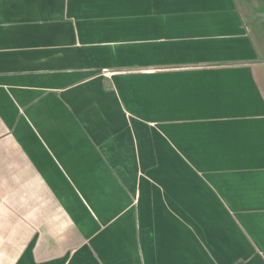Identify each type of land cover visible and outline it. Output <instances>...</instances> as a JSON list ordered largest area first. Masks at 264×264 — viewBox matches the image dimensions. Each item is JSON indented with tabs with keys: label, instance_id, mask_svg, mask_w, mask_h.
I'll use <instances>...</instances> for the list:
<instances>
[{
	"label": "crops",
	"instance_id": "0c3cea01",
	"mask_svg": "<svg viewBox=\"0 0 264 264\" xmlns=\"http://www.w3.org/2000/svg\"><path fill=\"white\" fill-rule=\"evenodd\" d=\"M256 8L239 0H0V90L14 91L0 100L1 114L18 106L16 120L0 116V131L15 140L10 123L37 109L29 137L49 140L46 170L160 172L158 188L134 177L128 187L133 205L142 199L137 216L155 233L149 240L158 234L157 254L180 255L171 264H264ZM57 106L65 109H48ZM113 115L129 131L97 139V123ZM43 118L54 126L47 133L34 126ZM29 153L37 169V152ZM199 208L206 215L195 226Z\"/></svg>",
	"mask_w": 264,
	"mask_h": 264
},
{
	"label": "rangeland",
	"instance_id": "374dc122",
	"mask_svg": "<svg viewBox=\"0 0 264 264\" xmlns=\"http://www.w3.org/2000/svg\"><path fill=\"white\" fill-rule=\"evenodd\" d=\"M248 1L254 7L259 4L257 39L259 45L264 48V2L239 0L243 3ZM261 2L263 6L260 5ZM262 58L264 59L263 54ZM261 66L263 67H260V80L264 89V65ZM0 86L3 87L1 84ZM8 95L13 97L14 91L0 90V100ZM4 106L3 109L9 111L2 114L0 111V116L5 114L9 117L8 120H16L18 106ZM24 109L29 112L26 113L25 121L14 124L11 122L8 127L11 129V132H8L12 136L15 134V140L6 139L8 133L5 135L0 131V139L3 138L0 141V264H97L98 255L102 258L101 264H111L110 260H122L126 256L129 264L131 261L133 264H171L170 261L176 254L180 257L178 252L174 251H161L157 254L154 246L159 241L158 234L153 241L149 240L155 233L144 230L143 221L137 216V207L141 210L143 205L142 199H137L133 205V187H128L134 177L138 184L144 179L150 183L151 189L158 188L156 179L161 178L160 172L148 174L141 170L137 173L118 170L125 166L115 171L46 170L43 158L46 154L45 142L49 140L45 137L30 139L31 125L27 120L31 115L35 116L33 114L37 109L35 112H30L29 108ZM48 109L55 112L65 108L57 106ZM99 109L100 107L97 110ZM68 110L73 111V107H68ZM103 115V109L98 111L97 121ZM114 115L101 125L97 123V139L107 136L103 141H109L112 134L117 136L115 131L122 134L129 131L127 119L123 116L114 122ZM34 126L40 133H47L46 128L54 127L51 122L46 123L45 118ZM73 126L78 129L77 123ZM31 149L38 153L32 155L33 158L37 156L39 159L37 169L27 157H30ZM119 165L118 163L117 166ZM147 191L146 199L151 194L150 188ZM146 206L149 208L147 210L159 209V206L153 207L148 202ZM203 211L204 209L199 208L192 213L195 219L192 221L193 225L198 226L197 222L201 221L199 216L206 215ZM151 222L156 223L154 219ZM101 244L109 245L108 249L113 252L107 251L105 245V251H99ZM149 244H152V248ZM115 245H118V248ZM233 251L230 252L234 253ZM233 257L236 259L238 256L235 254ZM253 257L252 254L247 259ZM228 259H231L230 256Z\"/></svg>",
	"mask_w": 264,
	"mask_h": 264
},
{
	"label": "flooded vegetation",
	"instance_id": "af4514ba",
	"mask_svg": "<svg viewBox=\"0 0 264 264\" xmlns=\"http://www.w3.org/2000/svg\"><path fill=\"white\" fill-rule=\"evenodd\" d=\"M263 2H264V0H263ZM263 2H261L260 3V5H262L263 4ZM259 3V2H258ZM263 6V5H262ZM258 8H259V4H258V7L256 8L257 9V11H258ZM257 20L259 21V16H257ZM264 23V22H263Z\"/></svg>",
	"mask_w": 264,
	"mask_h": 264
}]
</instances>
